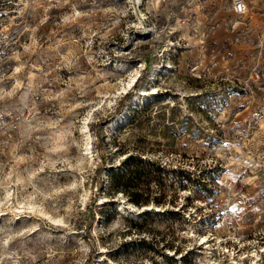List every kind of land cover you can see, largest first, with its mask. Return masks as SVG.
Segmentation results:
<instances>
[{"label":"rangeland","instance_id":"1","mask_svg":"<svg viewBox=\"0 0 264 264\" xmlns=\"http://www.w3.org/2000/svg\"><path fill=\"white\" fill-rule=\"evenodd\" d=\"M235 1L0 0V264H264V0Z\"/></svg>","mask_w":264,"mask_h":264},{"label":"trees","instance_id":"2","mask_svg":"<svg viewBox=\"0 0 264 264\" xmlns=\"http://www.w3.org/2000/svg\"><path fill=\"white\" fill-rule=\"evenodd\" d=\"M132 163L133 162H131V165H130L129 169L126 171V173L118 174L116 176L114 186L117 189H122V190H124V192L128 193L131 196V198L133 199L134 203L144 204L147 202V200L142 198L141 194H139V192L137 191L139 189L138 188L139 184H136L134 182V180L136 179L138 181L139 177H140L139 174L141 173V171H145V169H144V167H142V168L136 167ZM136 164H138V163H136ZM153 164H155V163H153ZM158 167L159 166H157V168ZM149 172L150 171L146 172V174L149 175Z\"/></svg>","mask_w":264,"mask_h":264},{"label":"bare ground","instance_id":"3","mask_svg":"<svg viewBox=\"0 0 264 264\" xmlns=\"http://www.w3.org/2000/svg\"><path fill=\"white\" fill-rule=\"evenodd\" d=\"M142 20V18H140V21ZM169 49V46L166 48V50L165 51H167ZM116 65H117V68L118 69H120V70H127L131 75V80L129 81V83H128V85H127V88L131 85V83H132V81L134 80V72L138 69V67L140 66V63H136V62H131V63H126V62H119V63H116ZM136 78V77H135ZM152 89H154V86H152ZM154 91V90H153ZM150 94V93H152V92H149V91H145L144 90V92H143V94ZM145 101H147V100H145ZM88 145H89V141H88ZM87 149H89L88 147H87ZM89 153H91L90 151H89ZM149 205V204H148ZM148 205H144L145 207H147ZM203 239V238H202ZM201 242V241H200ZM218 243V242H217ZM209 247V244H207L206 245V248H208ZM205 248V247H204ZM211 248V247H210ZM202 251V253H209V250H207V251H205V250H201ZM218 252V251H217ZM256 257H259V254L258 253H255L254 254ZM212 256H214V255H212ZM213 257H209V255H206L205 256V259L207 260V261H210L211 259H212ZM205 263V262H204Z\"/></svg>","mask_w":264,"mask_h":264},{"label":"built area","instance_id":"4","mask_svg":"<svg viewBox=\"0 0 264 264\" xmlns=\"http://www.w3.org/2000/svg\"><path fill=\"white\" fill-rule=\"evenodd\" d=\"M234 9L237 14L245 13L246 3L244 0H236L234 4Z\"/></svg>","mask_w":264,"mask_h":264}]
</instances>
